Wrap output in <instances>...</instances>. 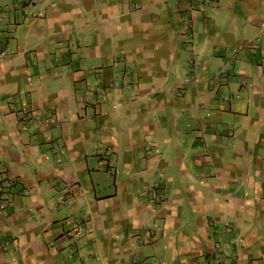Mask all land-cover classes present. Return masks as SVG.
Wrapping results in <instances>:
<instances>
[{"label": "crops", "instance_id": "0c3cea01", "mask_svg": "<svg viewBox=\"0 0 264 264\" xmlns=\"http://www.w3.org/2000/svg\"><path fill=\"white\" fill-rule=\"evenodd\" d=\"M263 17L0 0V264H264Z\"/></svg>", "mask_w": 264, "mask_h": 264}, {"label": "built area", "instance_id": "2783aa9c", "mask_svg": "<svg viewBox=\"0 0 264 264\" xmlns=\"http://www.w3.org/2000/svg\"><path fill=\"white\" fill-rule=\"evenodd\" d=\"M199 2L201 4H203L204 2H206V0H199ZM262 23L264 25V17L262 19ZM243 82H246L245 80H243ZM226 99L229 98V96H226L225 97ZM0 198H1V202H0V208H4L5 207V202L3 201V194L1 193L0 195ZM217 246H218V253L215 255L214 259H213V262L212 264H227V259L228 257H226L228 255V253L226 252L225 254V251L223 252L222 249L224 248L223 247V243H222V237L220 236L218 238V241H217ZM226 249V248H225Z\"/></svg>", "mask_w": 264, "mask_h": 264}]
</instances>
